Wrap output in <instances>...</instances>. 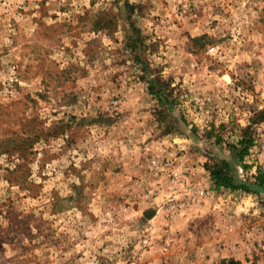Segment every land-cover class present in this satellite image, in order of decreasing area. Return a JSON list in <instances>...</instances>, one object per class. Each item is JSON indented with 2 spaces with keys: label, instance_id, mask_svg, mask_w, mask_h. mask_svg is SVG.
<instances>
[{
  "label": "rangeland",
  "instance_id": "obj_1",
  "mask_svg": "<svg viewBox=\"0 0 264 264\" xmlns=\"http://www.w3.org/2000/svg\"><path fill=\"white\" fill-rule=\"evenodd\" d=\"M263 109L264 0H0V264H264Z\"/></svg>",
  "mask_w": 264,
  "mask_h": 264
},
{
  "label": "trees",
  "instance_id": "obj_2",
  "mask_svg": "<svg viewBox=\"0 0 264 264\" xmlns=\"http://www.w3.org/2000/svg\"><path fill=\"white\" fill-rule=\"evenodd\" d=\"M204 37L194 38V41L202 40ZM264 121V109L257 115L256 122ZM250 128L243 129V134L239 137L236 144H230L229 147L236 151V157L239 162H243L244 157L250 153V148L253 146L254 139L252 133L249 132ZM221 139L217 137V142L220 143ZM246 168V165H243ZM205 169L209 171L212 180L213 189L220 191L221 189L237 190L241 192H252L250 185L240 183L235 179L233 174V167L228 160H221L212 164H206ZM254 186H258L264 190V170L259 166L257 167L256 174L254 175ZM231 263H233L231 261ZM240 264V263H237Z\"/></svg>",
  "mask_w": 264,
  "mask_h": 264
}]
</instances>
